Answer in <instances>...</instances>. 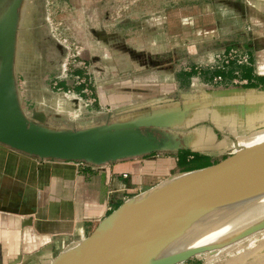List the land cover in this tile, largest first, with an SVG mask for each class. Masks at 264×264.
I'll use <instances>...</instances> for the list:
<instances>
[{
  "label": "crops",
  "instance_id": "0c3cea01",
  "mask_svg": "<svg viewBox=\"0 0 264 264\" xmlns=\"http://www.w3.org/2000/svg\"><path fill=\"white\" fill-rule=\"evenodd\" d=\"M103 37V51L119 71L139 63L152 69L125 89L104 91L109 83L98 84L96 99L116 107L139 102L148 111L172 107L164 134L179 144L96 165L40 158L0 143V264L29 258L50 264L109 215L108 191L121 204L240 151L264 148V0H180L142 18L132 33ZM235 41L249 55L242 71L248 84H214L215 73L195 69ZM39 101L57 108L68 97L48 92Z\"/></svg>",
  "mask_w": 264,
  "mask_h": 264
},
{
  "label": "rangeland",
  "instance_id": "374dc122",
  "mask_svg": "<svg viewBox=\"0 0 264 264\" xmlns=\"http://www.w3.org/2000/svg\"><path fill=\"white\" fill-rule=\"evenodd\" d=\"M179 1L21 0L14 38L12 76L17 103L25 119L51 131L83 130L146 118H156L163 125L169 124L172 107L152 106L148 111L149 108L139 102L116 107L109 102L100 103L95 89L98 84L106 82L109 84L103 87L104 91L116 90L117 86L125 89L137 85L144 80L142 72L152 69H144L139 63L124 65L119 71L107 52L103 51V36L115 31L132 33L142 18ZM12 2L0 0V18ZM69 74L86 78V83L73 85ZM84 86L90 92L81 91ZM67 88L71 94L63 93ZM48 92L64 94L68 103L57 108L42 104L39 97ZM237 164L238 161H234L225 168ZM195 175L216 177V173L211 171ZM263 240L264 227L232 245L205 251L179 264H264ZM109 244L111 241L96 252L95 257L110 251L112 246ZM38 263L37 259L29 258L20 264Z\"/></svg>",
  "mask_w": 264,
  "mask_h": 264
},
{
  "label": "water",
  "instance_id": "95a60500",
  "mask_svg": "<svg viewBox=\"0 0 264 264\" xmlns=\"http://www.w3.org/2000/svg\"><path fill=\"white\" fill-rule=\"evenodd\" d=\"M20 2L21 0H13L0 18V143L40 158L85 161L96 165L158 150L177 148L179 143L168 139L167 136L161 138L147 130H141L165 125L156 118L71 131H51L28 122L18 106L12 76L14 38ZM233 161L260 164L255 188L245 202L264 196V148L240 151L228 161L197 170L217 167ZM152 190L124 201L110 212L89 236L58 255L52 264H59L61 261L64 264H178L194 255L222 247L256 229V220H253L236 226L237 228L233 230L231 229L234 227L228 229L229 232L212 243L191 246L190 242L203 233L201 228L183 235L168 247L159 250L134 252L111 249L95 257V253L98 252L95 251L97 242L106 229L123 215L133 201Z\"/></svg>",
  "mask_w": 264,
  "mask_h": 264
},
{
  "label": "bare ground",
  "instance_id": "6f19581e",
  "mask_svg": "<svg viewBox=\"0 0 264 264\" xmlns=\"http://www.w3.org/2000/svg\"><path fill=\"white\" fill-rule=\"evenodd\" d=\"M231 163L177 176L139 197L101 235L95 251L101 250L110 241L112 251H155L201 228L203 233L190 245L208 244L229 232L228 229L234 227L233 230L236 226L256 220L254 231L213 249L216 250L263 228L264 196L245 202L255 188L260 164L238 161L236 166L225 168ZM206 171L216 173V177L195 175ZM159 210L161 212L155 215Z\"/></svg>",
  "mask_w": 264,
  "mask_h": 264
},
{
  "label": "built area",
  "instance_id": "2783aa9c",
  "mask_svg": "<svg viewBox=\"0 0 264 264\" xmlns=\"http://www.w3.org/2000/svg\"><path fill=\"white\" fill-rule=\"evenodd\" d=\"M249 65V55L247 51L240 45V42H230L226 47L217 50L214 54V59L210 63L205 65H198L195 69L200 72L201 70H208L211 73H215L212 77V83L221 84L223 82H230L232 85H246L250 81L247 80L243 75V67ZM71 78L73 85H80L86 83V78L80 75H68ZM228 78V80H226ZM257 86L261 87L262 83H257ZM86 87V86H85ZM83 92H90L87 87ZM64 94H71L69 88L66 89ZM83 163V162H81ZM126 176V175H124ZM114 192L108 191L106 200L111 205L110 212L114 209V206L119 203L118 199L114 198Z\"/></svg>",
  "mask_w": 264,
  "mask_h": 264
},
{
  "label": "flooded vegetation",
  "instance_id": "af4514ba",
  "mask_svg": "<svg viewBox=\"0 0 264 264\" xmlns=\"http://www.w3.org/2000/svg\"><path fill=\"white\" fill-rule=\"evenodd\" d=\"M167 128H168V126L165 127V125H164L163 127H149L147 129L142 128L141 130L142 131H146L147 130V131H149V132H151V133H153V134H155L157 136H160L161 138H164V135H165L164 133L166 132Z\"/></svg>",
  "mask_w": 264,
  "mask_h": 264
},
{
  "label": "trees",
  "instance_id": "16d2710c",
  "mask_svg": "<svg viewBox=\"0 0 264 264\" xmlns=\"http://www.w3.org/2000/svg\"><path fill=\"white\" fill-rule=\"evenodd\" d=\"M61 84V83H60ZM63 84H61L62 86ZM120 203H118L117 205L114 206V208H117L119 206ZM179 264V263H178Z\"/></svg>",
  "mask_w": 264,
  "mask_h": 264
}]
</instances>
